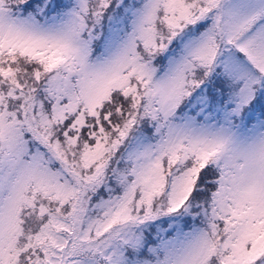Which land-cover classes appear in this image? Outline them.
Returning a JSON list of instances; mask_svg holds the SVG:
<instances>
[{
	"label": "snow or ice",
	"instance_id": "6c2138e0",
	"mask_svg": "<svg viewBox=\"0 0 264 264\" xmlns=\"http://www.w3.org/2000/svg\"><path fill=\"white\" fill-rule=\"evenodd\" d=\"M0 264H264V0H0Z\"/></svg>",
	"mask_w": 264,
	"mask_h": 264
}]
</instances>
